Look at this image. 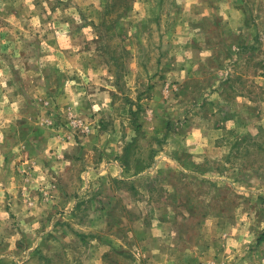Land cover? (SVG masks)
Returning a JSON list of instances; mask_svg holds the SVG:
<instances>
[{"label": "rangeland", "instance_id": "374dc122", "mask_svg": "<svg viewBox=\"0 0 264 264\" xmlns=\"http://www.w3.org/2000/svg\"><path fill=\"white\" fill-rule=\"evenodd\" d=\"M0 184V264H264V0H0Z\"/></svg>", "mask_w": 264, "mask_h": 264}, {"label": "crops", "instance_id": "0c3cea01", "mask_svg": "<svg viewBox=\"0 0 264 264\" xmlns=\"http://www.w3.org/2000/svg\"><path fill=\"white\" fill-rule=\"evenodd\" d=\"M52 138V137H51ZM51 144H53V147H52V149L49 151L48 150V152H50V156H52L53 154H55V155H58L59 157H61V161L65 158V156H63V151H64V148H63V146L62 145H60L59 144V142H55V144L54 143H51ZM51 148V147H50ZM55 148H56V150H55ZM63 149V150H62ZM63 162L64 163H67L66 162V160L64 159L63 160ZM61 171V170H60ZM0 185H3V184H0ZM0 187H2V186H0ZM6 188H8V190H10L11 191V193L12 194H14V195H16L17 196V193L15 192V183L12 181L11 182V184H7V186H6ZM65 193L66 192H63V191H60V196L59 197H64V198H66L65 197ZM62 202L63 201H61L60 199H59V203H60V205H59V207H61L63 210H65L63 207H62ZM69 203V202H68ZM64 205V204H63ZM65 205H67V203L65 204ZM13 210L15 211V213L19 216V212H17L18 210H15V208H13ZM71 210L73 211L74 210V207L73 206H71ZM72 211H71V213H72ZM66 212H67V210H66ZM14 213V212H13ZM28 216H30V212H29V209H28ZM25 216V215H24ZM20 217V216H19Z\"/></svg>", "mask_w": 264, "mask_h": 264}]
</instances>
